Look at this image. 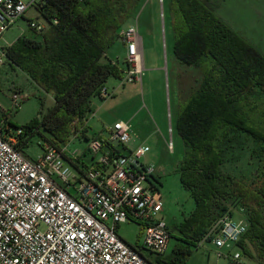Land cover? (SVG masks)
Wrapping results in <instances>:
<instances>
[{"label":"trees","instance_id":"obj_1","mask_svg":"<svg viewBox=\"0 0 264 264\" xmlns=\"http://www.w3.org/2000/svg\"><path fill=\"white\" fill-rule=\"evenodd\" d=\"M142 4L143 0H44L36 5L45 20L43 29L30 27L6 48L5 58L37 88L52 94L55 105L40 121L21 127L23 145L38 136L62 146L81 128L83 138L89 139L86 122L92 98L110 77L122 78L119 61L108 58V50ZM168 4L174 58L199 73L176 117L186 147L180 182L195 209L176 225L178 240L186 247L176 248L170 263L183 264L193 247L204 239L210 243L216 222L224 215L234 217L237 210L248 224L238 247L251 263L264 264V54L218 16L215 0ZM249 148L255 172L229 171L230 156L238 149L247 154ZM154 180L159 190L162 183Z\"/></svg>","mask_w":264,"mask_h":264},{"label":"built area","instance_id":"obj_2","mask_svg":"<svg viewBox=\"0 0 264 264\" xmlns=\"http://www.w3.org/2000/svg\"><path fill=\"white\" fill-rule=\"evenodd\" d=\"M44 0H0V41L28 8ZM161 7L164 0H158ZM40 31L43 24L30 22ZM126 47V68L122 82H139L143 76V39L139 15L120 31ZM0 65L6 48H2ZM112 96L102 87L99 97ZM22 96L14 91L11 100L20 108ZM0 118V264H150L144 248L122 239L119 226L141 225L148 251L164 255L172 239L170 225L161 217L164 200L157 189L153 167L141 160L148 146L128 150L131 124L118 121L108 129V139L89 137L87 152L69 149L84 128L75 130L68 143L57 146L39 141L44 150L36 159L23 149L24 129ZM165 139L174 152L173 130ZM128 151V154H124ZM74 168V170L71 169ZM248 230L244 219L222 216L211 230L210 242L219 257L230 264H251L238 243ZM206 239L198 247L206 243Z\"/></svg>","mask_w":264,"mask_h":264},{"label":"rangeland","instance_id":"obj_3","mask_svg":"<svg viewBox=\"0 0 264 264\" xmlns=\"http://www.w3.org/2000/svg\"><path fill=\"white\" fill-rule=\"evenodd\" d=\"M24 1L28 4L30 0ZM215 1L219 5L218 16L264 54V0ZM137 14L143 39L142 81L122 82L126 68V47L121 40H117L107 54L108 58L119 61L118 65L123 71L122 78L112 76L105 84V88L112 96L105 99L99 96L92 98L88 133L89 137L97 134L103 139H108V129L118 121H126L131 124V141L126 144L127 149L133 151L139 146L150 148L141 161L154 168L156 178L158 176L162 183L159 187L164 200L161 217L170 225L172 232L168 250L160 256L148 251L141 225L124 224L119 226L117 233L130 245L144 248L141 253L151 257L156 264H171L170 261L175 257L174 250L186 247L184 242L178 240L180 235L176 231V225L182 220L183 215L195 209L193 199L180 182L179 169L186 155V147L177 132V109L181 100L191 93L189 89L192 90L197 85L195 79L199 77V73L192 67L179 64L174 58L175 34L170 22L168 0H165L163 7L158 0H143ZM30 22L45 24L36 5L28 8L25 15L4 34L3 40L0 41V57L2 48L9 47L18 37L31 31ZM3 59V64L0 65V118L5 111L9 120L18 127H25L34 120L40 121L55 105L52 94L37 88L23 71L12 67L5 57ZM179 81L182 85L181 94L177 89ZM14 91H20L22 96L27 97L20 100V108L13 106L11 95ZM169 116L171 128L174 130L173 153L168 151L165 143L170 134ZM45 136L48 137L46 134ZM39 141L43 142L42 138L37 136L23 145L22 151L27 157L36 159L43 155L44 150L39 147ZM69 149L87 152V158L83 157L81 161L89 163L88 159L91 156L87 151L88 141L83 136L74 138ZM249 150L250 148L246 154L245 151L238 149L230 156L227 169L238 173H254L255 160L250 156ZM71 169L74 170L72 167ZM238 213L236 210L235 219H238ZM224 252L206 242L203 246L193 247L183 264H228L226 257L218 256V253L225 254Z\"/></svg>","mask_w":264,"mask_h":264},{"label":"crops","instance_id":"obj_4","mask_svg":"<svg viewBox=\"0 0 264 264\" xmlns=\"http://www.w3.org/2000/svg\"><path fill=\"white\" fill-rule=\"evenodd\" d=\"M110 59H111V57H109ZM112 60V59H111ZM143 69H144V67H143ZM144 71V70H143ZM182 79V76H181V78H180V80ZM198 79V78H197ZM197 79H195V81H197ZM182 85H181V81H179L178 83H177V89H179V94H181L182 93V87H181ZM189 91L191 92L192 90L191 89H189ZM169 124H171V120H170V116H169ZM86 127H87V129H89V127H88V121L86 122ZM87 135L89 136V133H87ZM97 135V134H96ZM157 178H158V176H157ZM239 213V215H238V219H244L243 217H242V215H241V213H240V211H238Z\"/></svg>","mask_w":264,"mask_h":264}]
</instances>
